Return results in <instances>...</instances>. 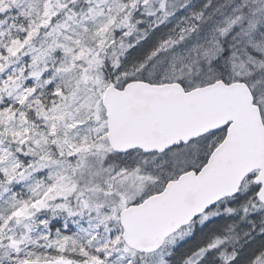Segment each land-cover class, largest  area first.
<instances>
[{"label":"snow or ice","instance_id":"1","mask_svg":"<svg viewBox=\"0 0 264 264\" xmlns=\"http://www.w3.org/2000/svg\"><path fill=\"white\" fill-rule=\"evenodd\" d=\"M0 264H264V0H0Z\"/></svg>","mask_w":264,"mask_h":264}]
</instances>
